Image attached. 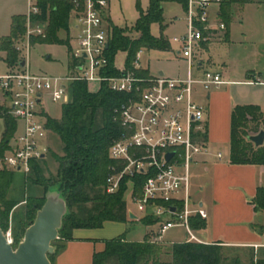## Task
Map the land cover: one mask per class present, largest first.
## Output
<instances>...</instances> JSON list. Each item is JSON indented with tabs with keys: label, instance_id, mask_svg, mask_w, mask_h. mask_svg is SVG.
Here are the masks:
<instances>
[{
	"label": "built area",
	"instance_id": "1",
	"mask_svg": "<svg viewBox=\"0 0 264 264\" xmlns=\"http://www.w3.org/2000/svg\"><path fill=\"white\" fill-rule=\"evenodd\" d=\"M25 1L26 30L14 43L25 65L0 75V90L6 97L2 114L17 121L2 165L28 175L32 162L46 155L50 132L47 98L63 105L70 100L71 82L86 81L91 90L107 83L112 91L128 97L114 109L115 119L121 122L124 132L109 149L114 163L109 167L106 192L116 193L122 181L129 179L127 201L144 216L152 214L160 218L153 242L160 243L170 228L184 227L189 235L187 241L205 243L190 226L193 215L208 218V211L194 203L191 193L192 164L208 153L204 136L207 109L195 99L194 89L199 85L210 91L225 82L212 69L203 70L200 76L196 73L200 68L198 53L202 44L223 39L227 32L224 20L211 17V8H220L224 0H187L186 31L168 38L178 46V53L187 63L186 76L179 78L136 75L135 70L141 69L144 49L137 52L133 70L126 69L125 63L116 62L122 73L105 74L110 63V29L106 22L109 0H70L69 70L64 74L34 72L30 66L31 46L34 38L46 37L47 23L39 19L42 12L39 0ZM254 1L264 3V0ZM169 153H173L170 158ZM217 156L221 158L222 154ZM137 175L146 176L140 191H135L132 180ZM5 234L8 243L15 247L12 230Z\"/></svg>",
	"mask_w": 264,
	"mask_h": 264
},
{
	"label": "trees",
	"instance_id": "2",
	"mask_svg": "<svg viewBox=\"0 0 264 264\" xmlns=\"http://www.w3.org/2000/svg\"><path fill=\"white\" fill-rule=\"evenodd\" d=\"M173 1L182 4L184 9L187 0H150L147 10L139 6V17L132 28H120L108 19L109 67L107 76L120 75L116 68V57L120 52L126 54L125 68L134 69L137 52L141 49L168 50L170 43L164 35L163 23L164 2ZM240 0H224L223 12ZM42 12L39 19L47 23L46 37L33 39V43H61L70 49L69 29L72 4L70 0H39ZM227 21V19L225 20ZM153 23H160L161 35L154 36L151 32ZM26 16L13 17L12 32L2 38L0 51L5 55L1 58L9 67L21 64L20 54L15 48V40L25 33ZM65 37H61V32ZM138 35L133 37L132 33ZM136 75L147 77V69L135 70ZM70 100L62 105L61 118L48 115L47 125L59 136L63 154L52 153L58 162L56 176L45 178L42 163L45 156L32 162L31 172L25 173L11 170L2 165L6 151L10 147L17 121L5 114V130L0 141V224L6 232L10 217L16 219L17 212L25 213L27 223L21 234L16 231L14 246L22 240L26 229L33 223L38 209L46 201V194L52 185H57L63 192L68 205L60 229V237L73 239V232L78 228H100L106 221L127 222L128 213V178H125L120 189L113 194L106 192L109 167L114 163L110 158L109 149L112 142L119 138L124 127L115 119L114 109L126 101L128 95L117 93L103 83L97 90H91L86 81H73L69 85ZM250 129L255 132L264 130V112L258 105H238L232 112L231 153L232 164H256L264 166V144L256 146L249 139ZM206 137V135H204ZM21 175L26 180L25 199L10 198L9 192ZM135 191H140L146 180L145 175L132 178ZM256 212H264V184L257 187L255 196L250 201ZM160 218L149 214L141 218V222L150 227L141 241L126 238L125 233L104 240V248L93 255L92 264H222L224 260L222 242L201 243L196 241L175 242L163 251L162 245L152 241ZM190 226L194 230L205 228L206 219L199 214L190 217ZM258 225L252 224L254 229ZM260 228V226H259ZM163 254L170 256L164 259ZM53 254H50L52 264ZM264 264V259L260 260Z\"/></svg>",
	"mask_w": 264,
	"mask_h": 264
},
{
	"label": "crops",
	"instance_id": "3",
	"mask_svg": "<svg viewBox=\"0 0 264 264\" xmlns=\"http://www.w3.org/2000/svg\"><path fill=\"white\" fill-rule=\"evenodd\" d=\"M173 2V1H171ZM107 12L108 19L113 23L111 14V0ZM263 5L254 0H240L232 3L225 12L222 6L211 8V17L215 20H226L227 32L223 39H215L209 44H202L198 53L200 76L203 70L218 71L225 81L217 88L206 91L196 85L195 99L206 106V146L208 153L202 154L192 164L191 193L195 204H199L208 211L206 226L194 230L196 235L205 243L222 242L224 245L247 247L254 249L257 254H264V239L260 234L259 225L255 219L262 212H256L251 199L255 196L257 187L264 184V166L256 164H232L231 128L232 112L238 105H258L264 112V23L261 14L256 9L247 8L250 5ZM26 12L18 15H25ZM186 20V19H185ZM61 32V37H65ZM168 38V37H167ZM170 43V42H169ZM37 44V43H34ZM173 45L176 48H173ZM177 45L170 43L169 60L186 63L178 53ZM69 52V51H68ZM5 53L1 52V56ZM0 56V57H1ZM51 59V55L47 57ZM2 59V58H1ZM0 75L10 72L16 67H9ZM31 65V63H30ZM70 62L67 68L69 70ZM141 69H147L150 75H165L168 77H185L186 72H180L170 66L160 67L154 72L148 65L141 63ZM66 71V72H67ZM64 72V73H66ZM63 73V74H64ZM261 82H251L254 80ZM6 100L0 90V141L5 130L4 114L1 109ZM49 114V112H48ZM223 147L225 153L220 150ZM218 153L222 157L217 156ZM129 220L127 222L108 221L104 223L107 231H115L113 236L128 232L133 222H141L144 215L136 212L128 203ZM130 214L134 217H130ZM150 227L147 226V232ZM156 229V228H154ZM146 232V233H147ZM141 239H127L141 241ZM73 239L68 240L64 250L58 256L56 264H92L96 251L104 248L105 236H98L91 228H78L73 232ZM186 240V239H185ZM173 242V241H172ZM264 259V256L261 258Z\"/></svg>",
	"mask_w": 264,
	"mask_h": 264
},
{
	"label": "rangeland",
	"instance_id": "4",
	"mask_svg": "<svg viewBox=\"0 0 264 264\" xmlns=\"http://www.w3.org/2000/svg\"><path fill=\"white\" fill-rule=\"evenodd\" d=\"M150 0H111V14L114 20V24L120 28H132L139 17V6L143 10H147ZM164 20L165 24L164 35L168 38L173 36L181 35L186 31V13L182 4L178 2H164ZM247 8L256 9L259 14H261V20L264 23V4L263 5H250ZM27 12V4L25 0H0V43L2 38L8 36L12 32L13 17L20 13ZM151 32L154 36L159 37L161 35L160 23H153L151 27ZM264 32V31H263ZM133 37L137 36V33L131 34ZM175 49L176 46L173 45ZM51 55V59L47 57ZM173 55L171 52L161 51L156 49H144L141 63L143 65H149L154 72H157L160 67L170 66L176 70L179 69L180 72H186L187 63L178 62L175 60H169L170 56ZM1 56V51H0ZM126 54L120 52L116 57V62L120 65L125 63ZM70 62V56L68 52V47L66 44L61 43H37L32 44L30 52V63L31 69L34 72H46L49 74H63L67 71ZM6 65L0 57V72L6 70ZM214 70V69H213ZM95 88V87H94ZM92 89V88H90ZM45 107L49 112V115L54 118H61L62 116V105L55 104L51 99L47 98ZM2 127V122L0 123ZM253 129H250V134L255 135ZM62 142L59 136L50 129L48 136V148L46 151L45 159L42 163L43 175L45 178H50L56 176L58 162L52 156V153L62 155ZM224 153L225 149L220 147ZM226 154V153H225ZM7 168V167H6ZM26 180L23 176L17 175L16 181L9 192V197L22 200L27 196L26 193ZM129 205L139 214L137 207L131 203L128 199ZM16 219L9 220V225L7 229H11L14 234L18 231L20 234L25 228L27 223V218L25 213L17 212ZM256 223L260 226V234L263 235L264 239V212L259 214L256 219ZM108 222V221H106ZM105 222V223H106ZM118 222V221H116ZM108 227V226H106ZM106 227L91 228L95 231L98 236H113L115 231H107ZM147 232V226L142 222H133L128 228L126 237L128 239H141ZM23 237H24V233ZM22 237V239H23ZM189 237L184 227H173L170 228L165 234L164 239L160 242L162 245V250H168L171 245L175 242L184 241ZM109 238V237H106ZM68 240L64 237H60L53 243L56 247L55 252L52 256L54 264H56L58 256L65 248V244ZM173 241V242H172ZM16 247V246H15ZM224 260L222 264H260L261 258L264 254H257L254 249L239 246H224L223 250ZM164 259H170V256L163 254Z\"/></svg>",
	"mask_w": 264,
	"mask_h": 264
},
{
	"label": "water",
	"instance_id": "5",
	"mask_svg": "<svg viewBox=\"0 0 264 264\" xmlns=\"http://www.w3.org/2000/svg\"><path fill=\"white\" fill-rule=\"evenodd\" d=\"M21 66L25 61H21ZM249 139L256 146L264 144V130ZM173 153L168 154V158ZM68 205L63 192L57 185L50 186L46 201L38 209L33 223L26 229L23 239L13 247L8 243L5 231L0 224V264H52L49 255L54 254L53 244L60 234L65 216L68 214ZM130 217L134 215L130 214Z\"/></svg>",
	"mask_w": 264,
	"mask_h": 264
}]
</instances>
